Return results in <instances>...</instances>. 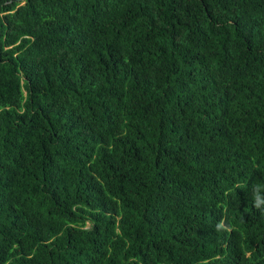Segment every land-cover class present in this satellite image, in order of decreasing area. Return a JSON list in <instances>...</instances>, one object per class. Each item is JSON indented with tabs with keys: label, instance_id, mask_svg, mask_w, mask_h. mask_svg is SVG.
Returning <instances> with one entry per match:
<instances>
[{
	"label": "trees",
	"instance_id": "1",
	"mask_svg": "<svg viewBox=\"0 0 264 264\" xmlns=\"http://www.w3.org/2000/svg\"><path fill=\"white\" fill-rule=\"evenodd\" d=\"M0 264H264V0H0Z\"/></svg>",
	"mask_w": 264,
	"mask_h": 264
},
{
	"label": "water",
	"instance_id": "2",
	"mask_svg": "<svg viewBox=\"0 0 264 264\" xmlns=\"http://www.w3.org/2000/svg\"><path fill=\"white\" fill-rule=\"evenodd\" d=\"M18 1H21V0H18Z\"/></svg>",
	"mask_w": 264,
	"mask_h": 264
}]
</instances>
